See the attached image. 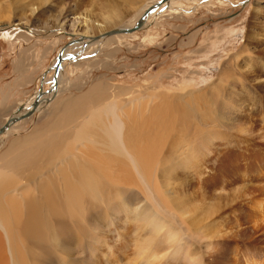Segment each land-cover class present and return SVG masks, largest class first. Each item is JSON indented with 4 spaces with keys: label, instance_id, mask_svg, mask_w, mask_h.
<instances>
[{
    "label": "rangeland",
    "instance_id": "obj_1",
    "mask_svg": "<svg viewBox=\"0 0 264 264\" xmlns=\"http://www.w3.org/2000/svg\"><path fill=\"white\" fill-rule=\"evenodd\" d=\"M139 1L140 6L129 11L121 9L132 0H0V126L17 103L34 98L39 87L48 90L53 85L50 66L66 47L70 55L62 61V91L53 110L97 83L112 86L103 90L102 99L122 100L151 90L172 94L178 119L166 130L155 172L163 185L164 176L168 178L172 210L193 205L211 211L205 223L212 245L197 250L182 241V247L190 256L202 255L229 240L234 247L226 264H237L245 251L257 259L264 245L259 238L250 239L251 229L241 219L236 223L228 206L246 190L264 185V171H259L264 169V0H172L154 9L149 22L133 32L81 47L84 20L96 25L118 12L121 21L107 29L130 25L157 0ZM7 30L11 36L2 34ZM91 32L87 35L93 37L85 41L104 36L96 29ZM44 75L47 81H42ZM181 92L190 93L185 97L191 110L175 97ZM48 107L43 105L16 122L7 136L2 134L0 155L17 137L50 125ZM205 144L206 149L194 150ZM129 192L86 203L80 211L84 218L70 224L74 234L58 241L60 263L53 264H176L172 257L161 261L162 254L151 246L160 237L146 241L147 216H160Z\"/></svg>",
    "mask_w": 264,
    "mask_h": 264
},
{
    "label": "bare ground",
    "instance_id": "obj_2",
    "mask_svg": "<svg viewBox=\"0 0 264 264\" xmlns=\"http://www.w3.org/2000/svg\"><path fill=\"white\" fill-rule=\"evenodd\" d=\"M139 2L132 0L131 4L121 10L130 11ZM171 2L172 0H165L149 9L143 16L140 27L149 22L147 20L154 9ZM146 8L144 7L130 25H119L110 31L107 28L114 26L121 17L118 12L103 16L104 21L96 25H92L90 20H84L82 23L86 26L82 37L85 40L93 37L87 35L93 33L91 29H96L104 36L94 41L88 39L90 42L80 41L81 47L87 48L102 39L133 32L122 31V28L131 26ZM2 34L8 37L12 32L8 33L7 30ZM69 53L67 47L60 53L61 60L56 70L51 67L53 85L48 90L38 91L40 93L36 95L34 107L31 109L33 97L25 103L19 102L18 107L4 122L10 116H18L26 110H29L28 114L10 120L0 131V137L7 136L16 122L32 116L43 105H49L46 112L51 117V124L44 129H36L28 135L17 137L11 149L5 155H0V264L60 263V256L55 252L58 241L74 234L70 224L84 218L80 211L87 207L86 203L105 200L107 194L114 192L129 191L133 196L143 198L154 210V214L160 216H147L146 221L149 220L150 228L145 229V237L146 241L160 237V242L151 246L157 249L158 254H162L161 261L172 257L177 259L176 264L228 263L227 255L232 253L234 247L229 240H223L214 250L202 255L194 253L195 256H190V250L182 247V241H190L197 250L212 245L209 224L205 223L207 212L210 215L211 211L208 208L199 210L193 205L188 209L182 206L172 210L166 195L168 178L164 176L163 185L160 183L159 173L155 172L157 155L161 152L162 145L166 144V130L170 123H175L178 119L172 94L151 90L145 95L130 93L122 100L114 97L102 99L100 95L103 90L112 86L97 83L83 94L69 97L53 110L56 105L53 104L62 91V61ZM44 77L42 81L48 79L45 75ZM189 94L182 93L175 97L191 110L190 99L185 97ZM21 140L23 142L17 145ZM201 147H204L203 150L207 148L205 144L194 150ZM195 156L192 161L194 166ZM226 159L216 160L225 162ZM187 161L191 162L189 159ZM242 165L248 168L250 164ZM187 166L188 164H182L180 167ZM240 197L242 198L239 201H232L228 206V210H232L231 217L236 223L241 219L247 229H251L250 239L259 238L264 245V185L253 186ZM228 222L229 220L226 223ZM261 254L256 259L254 252L245 251L237 256V264H264V254Z\"/></svg>",
    "mask_w": 264,
    "mask_h": 264
},
{
    "label": "water",
    "instance_id": "obj_3",
    "mask_svg": "<svg viewBox=\"0 0 264 264\" xmlns=\"http://www.w3.org/2000/svg\"><path fill=\"white\" fill-rule=\"evenodd\" d=\"M163 1H165V0H158L156 3H154L153 5H150V6H148L144 11H143V13L141 14V16L131 25V26H129V27H123L122 28V31H131V30H134V29H136V28H138V27H140L141 26V22H142V18H143V16L149 11V9H151L152 7H154V6H156V5H158V4H160L161 2H163ZM115 30V29H114ZM60 60H61V54H60V51L57 53V55H56V60H55V63L54 64H52L50 67H52L53 69H54V71L56 70V68H57V66L59 65V62H60ZM40 88L41 87H39L38 88V90L40 91ZM40 92H36V94H35V96H34V100H33V102H32V104H31V109L34 107V105H35V99H36V95L37 94H39ZM28 112H29V110H26L24 113H21V114H19L18 116H10L4 123H3V125L2 126H0V131H2V129L5 127V125L10 121V120H13V119H15V118H20V117H23V116H26L27 114H28Z\"/></svg>",
    "mask_w": 264,
    "mask_h": 264
}]
</instances>
